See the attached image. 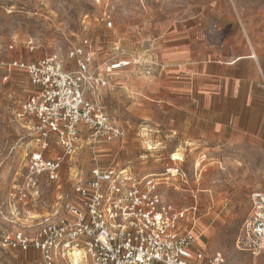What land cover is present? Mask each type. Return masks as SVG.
Returning a JSON list of instances; mask_svg holds the SVG:
<instances>
[{"label":"rangeland","instance_id":"374dc122","mask_svg":"<svg viewBox=\"0 0 264 264\" xmlns=\"http://www.w3.org/2000/svg\"><path fill=\"white\" fill-rule=\"evenodd\" d=\"M239 21L231 0H0L4 61L33 63L58 54L72 70L68 52L85 40L96 70L105 61H130L110 74L97 71L108 85L96 96L123 140L94 152L85 144L65 160L58 183L40 180L39 205L27 208L15 196L35 146L29 121L18 113L32 88L25 71L0 70V231L24 230L26 213L41 217L61 197L74 201V172L85 178L96 165L118 166L160 179L162 195L175 207L198 206L197 249L205 255L264 264V251L253 257L237 248L250 196L264 193V93L250 82L261 74L247 61L222 65L251 52ZM257 94L260 105L250 101ZM62 155L56 144L47 153ZM34 229L35 223L26 231ZM39 259L34 250L0 249V264Z\"/></svg>","mask_w":264,"mask_h":264},{"label":"built area","instance_id":"2783aa9c","mask_svg":"<svg viewBox=\"0 0 264 264\" xmlns=\"http://www.w3.org/2000/svg\"><path fill=\"white\" fill-rule=\"evenodd\" d=\"M103 21L113 26L109 18ZM68 60L74 69L68 70L58 54L33 63L0 59V70L25 71L35 89L18 113L29 121L35 146L15 196L18 207L39 205L40 180L58 183L65 160L85 144L94 152L97 145L123 140L124 131L96 96L108 85L97 71L110 74L130 61H105L96 70L88 40L73 47ZM52 144L62 149V156H47ZM77 175L74 172V201L61 197L41 217L26 213L24 230L0 231V249L34 250L40 255L35 264H227L221 253L207 256L197 249L198 206L175 207L162 195L160 179L100 165L85 178ZM250 203L237 248L258 257L264 251V193L252 192ZM34 223L33 232H27Z\"/></svg>","mask_w":264,"mask_h":264},{"label":"crops","instance_id":"0c3cea01","mask_svg":"<svg viewBox=\"0 0 264 264\" xmlns=\"http://www.w3.org/2000/svg\"><path fill=\"white\" fill-rule=\"evenodd\" d=\"M236 13L239 15V22L241 24V29L245 34H249L250 37H247L250 40L251 52H248L247 55L242 57H237L231 63H223V66H235L241 61H247L254 66V63L261 74L260 80L257 77V72L255 76H251L250 82H255V86L261 88L262 93H264V47H261V44L264 42V0H250L253 5H242L241 0H231ZM263 41V42H262ZM262 42V43H261ZM261 43V44H260ZM223 44H227V41H224ZM259 83V84H258ZM31 86V84H30ZM32 88V93L34 88ZM264 95V94H263ZM259 95L251 97V102H256V105H260ZM263 103V102H262ZM251 104V103H250ZM264 123V119L261 120ZM236 130V127L225 126L224 130ZM258 140V136L255 137ZM264 139V138H263ZM200 250V249H199Z\"/></svg>","mask_w":264,"mask_h":264}]
</instances>
